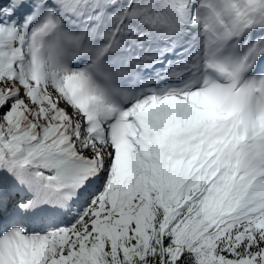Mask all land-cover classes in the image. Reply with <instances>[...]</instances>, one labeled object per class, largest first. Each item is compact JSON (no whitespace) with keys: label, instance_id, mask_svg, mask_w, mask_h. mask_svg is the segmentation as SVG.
<instances>
[{"label":"snow or ice","instance_id":"6c2138e0","mask_svg":"<svg viewBox=\"0 0 264 264\" xmlns=\"http://www.w3.org/2000/svg\"><path fill=\"white\" fill-rule=\"evenodd\" d=\"M0 264H264V0H0Z\"/></svg>","mask_w":264,"mask_h":264}]
</instances>
